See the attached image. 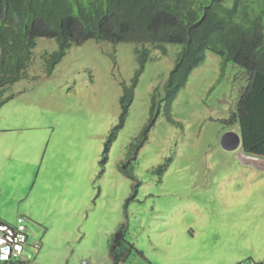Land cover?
<instances>
[{"label":"rangeland","instance_id":"rangeland-1","mask_svg":"<svg viewBox=\"0 0 264 264\" xmlns=\"http://www.w3.org/2000/svg\"><path fill=\"white\" fill-rule=\"evenodd\" d=\"M147 47L151 59L105 164L140 44H75L48 73L45 55L58 44L38 38L28 77L8 89L13 98L0 107V221L28 227L29 264H112L121 225V264L264 259V158L221 145L224 133H239L226 120L248 74L207 51L168 102L181 46L166 45L167 54Z\"/></svg>","mask_w":264,"mask_h":264},{"label":"trees","instance_id":"trees-1","mask_svg":"<svg viewBox=\"0 0 264 264\" xmlns=\"http://www.w3.org/2000/svg\"><path fill=\"white\" fill-rule=\"evenodd\" d=\"M43 37L58 44L55 52L45 55L48 73L69 48L91 39L141 45L136 51V78L125 89L121 122L106 142L101 163L108 160L137 80L151 59L147 46L167 54L168 44L181 46L165 86L168 102L205 61L207 51L220 56L223 67L232 63L246 71L248 85L226 124L239 126L247 155L264 158V0H0V107L13 98L5 96L8 89L28 77L37 39ZM125 174L135 181L132 173ZM125 237L126 225H121L112 237V264H121L126 257L120 250Z\"/></svg>","mask_w":264,"mask_h":264},{"label":"built area","instance_id":"built-area-1","mask_svg":"<svg viewBox=\"0 0 264 264\" xmlns=\"http://www.w3.org/2000/svg\"><path fill=\"white\" fill-rule=\"evenodd\" d=\"M29 242L28 227L23 222L11 225L0 221V264H29L32 256H25ZM39 250L40 245L34 243L33 255H37ZM235 264H264V259L240 261Z\"/></svg>","mask_w":264,"mask_h":264},{"label":"water","instance_id":"water-1","mask_svg":"<svg viewBox=\"0 0 264 264\" xmlns=\"http://www.w3.org/2000/svg\"><path fill=\"white\" fill-rule=\"evenodd\" d=\"M242 144V138L240 133L236 131H228L223 134L221 138V145L228 151L238 149Z\"/></svg>","mask_w":264,"mask_h":264}]
</instances>
